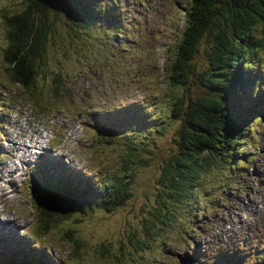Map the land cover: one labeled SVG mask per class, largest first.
Returning <instances> with one entry per match:
<instances>
[{
  "label": "rangeland",
  "instance_id": "374dc122",
  "mask_svg": "<svg viewBox=\"0 0 264 264\" xmlns=\"http://www.w3.org/2000/svg\"><path fill=\"white\" fill-rule=\"evenodd\" d=\"M23 2L0 0V88L7 91L2 92L0 107L1 102L10 99L8 92L15 95L12 104H3L2 108L10 107V110L4 117L7 124L2 126L6 135L0 136V220L3 225H10L8 220L12 222L15 236L0 234V249L5 246L2 241H11L12 245L14 242L45 247L50 250L48 253L56 257L54 264H58V260L61 264H181V258L190 264L197 247L211 244L214 235H221L225 241L247 236V242L253 245L258 243L256 236L264 244V107L258 112V122L251 121L250 131L244 140L237 137L231 147L225 146L232 140L222 134L220 125L219 115L224 113L222 110L215 113L212 122L218 135L209 143L200 139V145L205 147L203 153H193L192 156L184 151L178 154L182 150V143L177 135L179 132L187 133L183 128V109L177 108L175 117L171 115L169 106L168 113L166 109L161 111L165 100L171 98L169 102H173L177 94L188 95L189 91L195 92L192 97H207L206 88L213 82V72H225L227 59L215 56L212 61L209 60L205 50L208 45L205 43L201 44L196 57L191 59L194 71L186 84H173L169 78L170 69L176 64L175 59L184 50V43L181 42L183 9L190 6L191 0L144 2L153 21V38L149 40L148 37H142L139 46L135 47L131 43L121 46L125 34L120 32H124L125 27H119L118 14L123 15L122 20L126 18L128 0H111L110 5L108 0H92L91 4L100 8L94 21H84L82 26L87 25L79 30V37L67 41V55L60 57L63 48L57 57L49 59L50 70L59 73L60 81L67 85L63 98H57L54 94L55 90H63L62 86L59 88V79L51 75L54 81L50 82L46 80L47 73L41 76L45 78L43 82L47 88L43 93L38 89L40 84L37 80H28L31 83L27 87L13 81L11 70L13 72L16 65L4 58L5 48L8 50L10 45L3 14L15 3ZM82 3L87 5L90 2L71 0L74 16L78 14ZM119 4L125 7L123 14ZM247 36L255 41L251 48L255 56L246 60L245 64L260 65L261 84L264 87V24L257 25L250 33L241 36L238 43L242 48L245 47L244 39ZM7 54L10 58L13 49ZM249 79L246 78L244 83ZM112 83L114 87L110 90L107 85ZM133 89H139V92L129 97L146 96L153 110L142 115V119L133 120V128L127 127L130 133L135 132L138 122H141L138 124L140 129H146L149 124L150 127L162 126L159 121L163 116L164 123L172 124L168 129H160L161 136H155L156 142L149 145L145 153L142 150L122 153L120 151L125 148H110L108 142L100 137L95 140L90 129H93L91 124L95 126L97 116L94 121L86 118L76 120L72 114L81 107L83 111L97 108L105 110L116 105V109L120 110L126 101L121 100L123 96H118L124 90ZM34 92L40 94L33 95ZM92 94L99 98L98 103L84 104L85 98ZM23 96L27 100L23 101ZM103 99L109 101L103 103ZM200 102L203 103L199 98L192 100V109H196L193 103ZM204 103L214 104L215 99L209 96ZM154 116L156 118L153 120ZM205 117V124L209 125L211 114L205 112ZM193 122L199 123V118L194 114ZM233 124L239 127L236 121ZM255 127L258 134L253 130ZM150 132L145 131L144 134ZM30 134L39 136L35 138L36 147L28 138ZM255 139L254 146L249 147ZM11 141L19 146L18 150H14L13 158L8 154ZM217 149H220L222 159ZM232 155L235 157L231 159ZM247 157L252 162L244 168L249 162L243 163L242 159ZM188 158L196 166L189 164ZM44 160L56 168L62 166L61 169L65 168L68 172L80 170L85 174L92 173L94 180L87 178L85 183L80 179L59 176L56 171L54 176H42L36 166ZM120 162L128 163L130 168L129 172H123L124 184L131 192H123V204L113 212L98 209L87 219L71 220L67 224L71 225L68 232L76 240L62 242L54 226L48 227L50 234L44 233L40 227V217L29 206V199L33 198L32 186L44 190L48 200L52 201L62 196L77 198L89 191L96 193L101 188V183L97 184L96 181H102L105 175L110 179L121 173L122 167H117ZM213 162L217 165L214 166ZM203 163L212 168L209 173L204 174ZM173 169L179 170L174 174L177 181L183 173L198 178V187L185 206L179 205L178 195L169 196L174 187V175L170 172ZM242 170H250V173L245 174ZM33 179L42 182L39 185ZM235 180L237 184L233 183ZM187 189L181 188L182 191ZM196 204L199 209L194 212ZM202 209L206 210L204 215ZM12 227L0 225V232L5 229L9 235H13ZM6 255L28 256V253L14 248L11 254L3 251L0 259Z\"/></svg>",
  "mask_w": 264,
  "mask_h": 264
},
{
  "label": "trees",
  "instance_id": "16d2710c",
  "mask_svg": "<svg viewBox=\"0 0 264 264\" xmlns=\"http://www.w3.org/2000/svg\"><path fill=\"white\" fill-rule=\"evenodd\" d=\"M87 1L90 3H87V5L85 3L80 4L77 11L78 14L75 16L74 12H71V0H24L21 4L15 3L10 7L8 12L3 14L6 20L3 19L10 45L8 50L5 48L4 58L9 60L14 66L16 65L13 72L11 70L13 81L24 84L27 87L31 83L28 80H37L40 84L38 89L43 93L47 88L43 82L45 78L41 76H44L45 73L49 74L46 76V80L50 82L54 81L51 75L55 79H59L60 74L57 72L53 73L50 70L49 59L57 57L63 48L65 49L60 57L67 55V41L75 36L79 37L81 33L79 30H82L83 26L85 28L87 25L82 26L83 22L86 20L94 21L98 15L97 10L100 11V8L93 6L91 4L92 0ZM110 1L108 0L109 5ZM143 2L144 0H128L129 11L126 18L122 20L123 15L118 14L119 27H125L124 32L119 31L125 34L121 46L130 44V39L132 38L139 39L144 34L149 33L150 20L145 13ZM118 6L121 14H123L125 7L122 4ZM103 10H105L104 2ZM183 18L184 29L181 42L184 43L182 47L184 50L180 57L175 59L176 64L170 69L171 74L169 78L173 80V84H186L187 78L194 71L191 59L196 57L201 44L206 43L208 45L205 50L209 60L212 61L215 56L224 60L227 59V63L224 66L225 72H213V82L206 88V93L215 99L214 104L204 103L205 99L209 98L208 95L207 97L203 96V98H201V95L192 97L195 92L190 93L188 91V95L187 93L177 94L173 102H169L170 98L165 100L164 106H161V111H165L166 109L167 113L169 106L173 117L176 116L175 111L177 108L183 109V128L187 130V133L179 132L177 135L182 143V150L178 151V154L184 151L188 156H192L193 153H203L205 147L200 145V139H205L209 143L214 136L218 135L216 128H213L214 121L212 122V120L215 113L220 110L224 113L219 115L222 122H220L221 129H223L222 134L232 140V142H228L225 145L226 147L234 145L237 137L243 141L250 131L249 125L252 123L251 121L258 122L259 120L258 112L262 111V107H264V98L261 93H264V88L258 84L255 88L256 92L253 93L252 77L256 78L253 72L260 70V67L258 64L254 65L255 63L253 65L248 62L245 64L246 60L255 56L251 51V48L255 45V41L247 36L244 39L245 47L242 48L238 40L241 39L243 34L250 33L257 25L264 24V0H191L190 6L183 9ZM211 45L212 47H210ZM11 48L13 49V54L9 58L7 53ZM246 78L250 79L244 83ZM58 84L59 88L62 86L63 90H55L54 94L57 98H63L67 85L60 81V79L58 80ZM108 86L113 88L114 84H108ZM38 89H31V91H38ZM2 92L6 93L7 91L4 88H0V98ZM138 92V90H133L127 92V94L128 96H134ZM37 93L40 94V92L32 94ZM8 95L10 99L5 101V103L9 102L12 104L15 95L12 92H8ZM103 96L108 95H100V97ZM196 98H199L204 104L202 102L193 103L196 105V109L193 110L191 101ZM98 99L95 97V94H92L88 98H85L84 104H94L98 102ZM25 100L27 99L24 97L23 101ZM102 101L106 102L107 99H103ZM139 101L127 102L124 108H120V111L117 109L114 112L112 110H104L100 117H96L95 128L109 130V133L97 136L103 139V141H107L110 148H114V145H116L117 149L125 148L123 151H120L122 153L132 152V150H142L145 153L149 150L147 147L156 142L155 136H161L162 131L160 129H168L172 125L168 122L164 123L165 116H163L159 121V124H162V126L156 125L155 127L140 129L138 122L135 132L130 133L127 128L128 125L133 128L135 125V121L133 120L142 119L144 115L153 110V106L149 104L148 99H143V101L148 103V106L139 105L137 103ZM184 102L185 104L182 107ZM5 110V112H8L7 109ZM82 110L83 107L75 109L72 114L78 115ZM124 112L126 113L124 114ZM205 112L211 114L209 125L208 123L205 124ZM193 114L199 118L198 124L193 122ZM224 121L227 123H224ZM233 121H236L239 127H235ZM149 129H152V131L150 132ZM253 130L255 134H258L257 127ZM145 131L150 133L145 135ZM126 132L127 134H125ZM216 152L220 154L222 159L223 156L220 149H217ZM114 153L119 152L115 151ZM117 155L121 157L120 153ZM233 157L235 155H232L231 159ZM188 162L196 166V163L189 158ZM242 162L250 163V158L242 159ZM212 164L214 166L217 165L215 162ZM127 165L129 164L120 162L117 167H122L121 173L111 176L110 179L107 178V181L100 182L101 188L96 193L89 191L77 198L62 196L51 202L48 200L47 195L38 192L36 194L38 198L36 204L40 211V227L44 233L50 234L51 230H48V227L54 226L59 231L61 241L70 242L71 240H76L74 237L72 239L70 237L71 234L68 232V230H71V225L67 224L71 220L82 221L87 219L98 209H105L111 212L116 210L118 206L123 204L121 202L125 197V195L123 197V192L131 193L127 184H124L123 172H129L130 170ZM202 166V169L205 171L204 174L212 170V168H209V164L205 166V163H203ZM177 171L179 170L173 169L170 172L174 175ZM121 176L123 177L121 178ZM175 177V175L172 177V185L174 187L169 196L178 195L179 205L185 206L192 197L193 191H195L194 188L198 178L189 176L188 173H183L179 181L175 180ZM182 187H187L188 189L182 191ZM197 208L199 209V205H194L195 212L198 211ZM179 212H181V209ZM64 215L65 217H63ZM67 238H70V240ZM222 246V240L207 246L202 251L204 256L203 262H210V264H264V250L255 253L257 259L253 260L240 243L229 244L225 248H222ZM12 247L13 249L15 248L14 245ZM16 248L28 253V256L15 255V258L25 261L26 264L29 260L34 262L31 261V264H54L57 260L42 248L34 249L33 253L22 249V247ZM3 263V260L0 261V264Z\"/></svg>",
  "mask_w": 264,
  "mask_h": 264
},
{
  "label": "bare ground",
  "instance_id": "6f19581e",
  "mask_svg": "<svg viewBox=\"0 0 264 264\" xmlns=\"http://www.w3.org/2000/svg\"><path fill=\"white\" fill-rule=\"evenodd\" d=\"M262 86H263V84H262ZM121 103L122 102H120V105H121ZM139 105H141V106H148V103L147 102H145V101H143V99L141 100V101H139V102H137ZM102 111H104V110H102ZM102 111H99L98 112V116L100 117V115H101V113H102ZM113 112L115 111V110H112ZM0 114H1V112H0ZM154 118H155V116H154ZM154 118H153V120H154ZM141 123V122H140ZM139 123V124H140ZM149 127H150V124H149ZM35 138H37L35 135H33V134H30V136H29V139L34 143V146H36L37 145V143L35 142L37 139H35ZM15 145V144H14ZM14 147H16V149H18V146L17 145H15ZM15 150V149H14ZM13 157L15 156V154L14 153H10ZM6 167V165H4V168ZM54 167V166H53ZM55 168V171H56V173L57 174H59V175H61L62 174V172L58 169V168H56V167H54ZM92 179H93V177H91ZM94 180V179H93ZM60 181V180H59ZM61 182V181H60ZM52 184H54V181H53V183ZM62 184V183H61ZM65 185H63V187H64ZM198 186H196L194 189L196 190V188H197ZM193 193H194V191H193ZM193 195V194H192ZM192 198V197H191ZM190 198V199H191ZM195 210V209H194ZM197 210H198V208H197ZM195 212V211H194ZM197 212V211H196ZM8 222H9V224L10 225H12L11 224V222L8 220ZM227 244H233L230 240L229 241H227ZM1 254V253H0ZM22 259V258H21ZM3 260V264H26V262L25 261H22V260H20V259H18V258H15L14 256H9V255H6L5 257H4V259H0V261H2ZM25 260V259H24ZM32 260H29L28 262H27V264H31L30 262H31ZM33 262V261H32ZM34 263V262H33Z\"/></svg>",
  "mask_w": 264,
  "mask_h": 264
}]
</instances>
